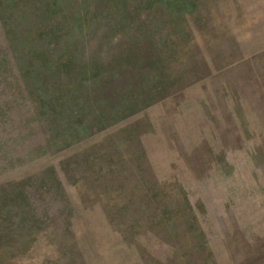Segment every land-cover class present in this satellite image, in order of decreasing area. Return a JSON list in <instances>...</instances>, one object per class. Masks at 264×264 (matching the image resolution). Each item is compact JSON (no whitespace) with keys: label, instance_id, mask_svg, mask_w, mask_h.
<instances>
[{"label":"rangeland","instance_id":"1","mask_svg":"<svg viewBox=\"0 0 264 264\" xmlns=\"http://www.w3.org/2000/svg\"><path fill=\"white\" fill-rule=\"evenodd\" d=\"M0 264H264V0H0Z\"/></svg>","mask_w":264,"mask_h":264}]
</instances>
